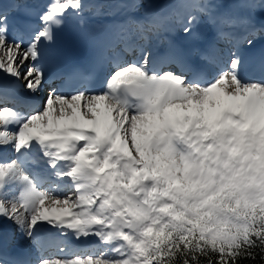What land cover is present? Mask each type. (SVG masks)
<instances>
[{
  "label": "snow or ice",
  "instance_id": "1",
  "mask_svg": "<svg viewBox=\"0 0 264 264\" xmlns=\"http://www.w3.org/2000/svg\"><path fill=\"white\" fill-rule=\"evenodd\" d=\"M84 10L83 0H49L38 24L23 13L26 37H10L0 5V72L11 78L0 80V150L15 153L0 158V218L32 241L46 223L85 245L50 238L35 264L264 261V81L240 78L236 51L210 79L176 51L153 59L141 49L139 62L110 59L100 93L52 90L29 115L9 99L21 80L42 90L47 46ZM197 22L189 14L183 33ZM241 24L240 42L254 48L264 27ZM157 27H140L141 38Z\"/></svg>",
  "mask_w": 264,
  "mask_h": 264
},
{
  "label": "bare ground",
  "instance_id": "2",
  "mask_svg": "<svg viewBox=\"0 0 264 264\" xmlns=\"http://www.w3.org/2000/svg\"><path fill=\"white\" fill-rule=\"evenodd\" d=\"M83 2L85 4V10L82 16L70 17L66 22H74L75 20L82 19L88 22L110 25L113 28V36L117 32L121 35L131 30V26L128 22L124 23L122 21L124 16L129 17V19L133 18V16H140L143 18L144 23L158 22L162 26L165 24L168 26V30L166 31L167 36L187 39L193 58L203 63L204 69L209 74L210 78L214 76L221 67H227L232 51H236L240 59H242L243 49L248 48L247 44L244 43H241V47H237L241 37L245 35V29L240 31V33H237L236 30L229 32L230 29H225L226 34L233 36V39L227 41L223 40L221 33L219 35L214 34V25L219 23L221 27L224 28L226 26L223 23L229 21L233 25H238L240 28L243 26L241 21L251 18L255 26H257V20L260 19V11L264 10L261 0H83ZM196 4H208L211 5V7L207 9L205 14L199 12L194 7ZM249 4H254L256 7H248ZM158 9L160 10L158 11ZM189 14L198 17V22L193 26L192 31L193 34L196 31H201L204 35V40L201 42L196 39H190L191 35L186 36L182 31V23L186 21ZM167 40L168 39H166V41ZM261 43H263L261 49H264V36H258L256 38L255 45H260ZM235 44L236 47H234ZM150 45L151 44H142V47L139 46L140 51L134 53L132 61L139 62L142 60L141 49L151 52L152 58L155 57L156 54L153 56V50ZM159 49L164 50L161 46ZM202 49L206 51L205 56L200 55ZM21 71H24V69H21ZM10 79L11 78H6L3 72H0V80L7 82ZM23 84L24 81L21 80L19 89L10 88L8 90L18 93L19 96L24 97L26 101L31 104L33 110L26 114L29 115L34 110H38L37 104L39 100L45 96L47 97L51 91L48 90V86L43 85L42 90L33 95L23 88ZM0 152L3 153V157H13L15 154L10 149L7 151L0 150ZM47 228L53 229L45 223L42 230ZM5 230L14 231L15 234H17V241L24 245L32 243V240L27 238L23 233L22 235L18 233L21 231L14 223L0 218V233ZM41 234L42 233H40V235ZM69 236L75 240L74 237L71 235ZM89 238L96 239L95 237Z\"/></svg>",
  "mask_w": 264,
  "mask_h": 264
},
{
  "label": "rangeland",
  "instance_id": "3",
  "mask_svg": "<svg viewBox=\"0 0 264 264\" xmlns=\"http://www.w3.org/2000/svg\"><path fill=\"white\" fill-rule=\"evenodd\" d=\"M45 97H46V96H45ZM45 97H43V98H45ZM43 98H42V100H43ZM45 100H46V99H45ZM45 100H44V101H45ZM44 101H42V102L40 101V103L37 104V108H38V109H40V108L43 107V105H41V104H42ZM40 105H41V106H40ZM18 233H20V234L22 235L21 232H18Z\"/></svg>",
  "mask_w": 264,
  "mask_h": 264
},
{
  "label": "trees",
  "instance_id": "4",
  "mask_svg": "<svg viewBox=\"0 0 264 264\" xmlns=\"http://www.w3.org/2000/svg\"><path fill=\"white\" fill-rule=\"evenodd\" d=\"M246 264H247V262H246ZM256 264H264V261L260 260V258L258 257L257 261H256Z\"/></svg>",
  "mask_w": 264,
  "mask_h": 264
}]
</instances>
